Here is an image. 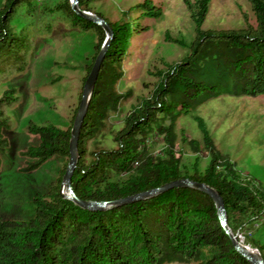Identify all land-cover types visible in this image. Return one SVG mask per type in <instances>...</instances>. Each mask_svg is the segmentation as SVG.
I'll use <instances>...</instances> for the list:
<instances>
[{
	"label": "trees",
	"instance_id": "1",
	"mask_svg": "<svg viewBox=\"0 0 264 264\" xmlns=\"http://www.w3.org/2000/svg\"><path fill=\"white\" fill-rule=\"evenodd\" d=\"M91 1L78 0L77 6L90 10ZM247 1L255 25L203 29L211 0H184L195 32L188 54L162 71L151 95L125 116L123 126L113 135L115 147L90 150L88 142L98 135L104 119L125 97L116 84L122 76L117 64L133 34V24L126 15L137 11L157 18L161 11L150 0H144L117 21L103 17L112 35L78 133L71 177L77 198L108 202L187 177L220 194L226 225L237 241L238 233L244 234L259 221L264 224V191L240 179L234 163L214 150L205 129L204 148L210 159L203 172L182 173L174 150L176 119L204 99L220 94L264 96V0ZM23 5L33 14L34 0H5L0 9V58L19 57L28 41L27 32L17 33L13 25ZM43 11L60 12L74 28L92 31L96 36L94 59L105 38L99 25L77 15L70 0H58ZM16 100L14 87L5 89L0 97V149L8 145L2 134L9 125L3 109ZM73 119L74 115L71 122ZM71 126L61 129L50 123L30 122L27 131L38 137V143L23 151L29 159L23 170H34L53 157L68 160ZM154 130L164 135L162 155H149L145 148ZM190 143L199 150L197 141ZM63 173L46 193L34 196L31 218L0 219V264H250L233 247L219 224L214 202L204 193L173 187L130 203L87 210L61 194ZM122 174L125 176L118 178ZM243 236L244 243H240L255 247L264 261V244Z\"/></svg>",
	"mask_w": 264,
	"mask_h": 264
},
{
	"label": "rangeland",
	"instance_id": "2",
	"mask_svg": "<svg viewBox=\"0 0 264 264\" xmlns=\"http://www.w3.org/2000/svg\"><path fill=\"white\" fill-rule=\"evenodd\" d=\"M4 1L0 0V9ZM57 1L34 0L33 14L23 5L13 25L17 33L27 32L28 41L19 57L0 58V97L11 87L16 88L17 95V100L3 109L9 125L2 129L8 145L0 149V219L31 218L34 196L46 193L68 163L66 158L53 157L34 170H23L29 160L23 151L38 143V137L27 131V125L50 123L65 129L72 124L88 75L87 67L94 60L96 36L92 31L74 28L60 12L43 11L46 5ZM142 1L93 0L86 11L114 22ZM150 1L159 7V17L144 16L137 11L126 15L133 24V34L117 64L122 76L116 84L117 91L125 97L104 119L98 135L88 142L90 150L115 147L113 135L123 126L125 116L141 99L151 95L160 81V73L177 65L189 52L195 32L184 0ZM247 23L256 24L247 0H211L202 28H241ZM203 129L214 150L234 163L240 179L249 180L256 190L264 191V96L220 94L204 99L180 115L174 123V150L182 173L203 172L209 162ZM193 140L199 143V150L192 148ZM165 147L164 135L152 131L145 143L147 153L162 155ZM61 192L67 193L63 185ZM243 235L264 244V224L255 223ZM243 243L242 248L249 250Z\"/></svg>",
	"mask_w": 264,
	"mask_h": 264
},
{
	"label": "water",
	"instance_id": "3",
	"mask_svg": "<svg viewBox=\"0 0 264 264\" xmlns=\"http://www.w3.org/2000/svg\"><path fill=\"white\" fill-rule=\"evenodd\" d=\"M77 1L78 0H70V6L73 9V11L83 17L86 20H89L91 22H94L95 24L99 25L104 33H105V38L97 52V54L94 57V60L91 64L90 70L88 72V75L86 76V79L83 84V89L80 95V100H79V105L76 111V114L74 116L72 126L70 129V139H69V159L68 163L65 167L64 173L62 175V183L61 187H63L66 190V194L62 193L61 194L65 197L70 198L74 203L79 205L83 209L87 210H100L103 209L104 207H107L112 204H126L130 203L136 200H139L141 198H145L148 196H152L156 193L165 191L169 188L173 187H188L195 189L201 193H204L208 195L212 201L215 204L216 207V212H217V217L219 224L222 226V228L225 230V232L229 235L230 240L232 242L233 247L235 250L240 253L250 264H264V261L261 259L259 252L255 247L254 250L258 254V258L244 252L240 248V242L236 240V238L230 233L227 225H226V210L224 206V201L220 194L212 187L209 185L196 181L187 177L184 178H179V179H174L169 182H166L158 187H154L152 189L143 191V192H138L132 195H128L125 197L118 198L113 201H92V200H86V199H79L76 197L74 190L72 188L71 184V177L72 173L74 171L76 159H77V154H76V144H77V138H78V133L79 129L83 120V117L86 113L88 101L90 98L91 91L93 89V86L95 84V81L97 79L99 70L101 68L105 52L107 50V47L109 45V41L112 35V29L110 24L101 16L95 15L89 11L86 10H81L77 6Z\"/></svg>",
	"mask_w": 264,
	"mask_h": 264
},
{
	"label": "bare ground",
	"instance_id": "4",
	"mask_svg": "<svg viewBox=\"0 0 264 264\" xmlns=\"http://www.w3.org/2000/svg\"><path fill=\"white\" fill-rule=\"evenodd\" d=\"M245 247L248 248L249 250H246V249L242 248V246H241V244H240V248H241L244 252H246V253H248V254H250V255H252V256L258 258L257 255L255 256V254H257V252H256L254 249H252V248H250V247H247V246H245Z\"/></svg>",
	"mask_w": 264,
	"mask_h": 264
},
{
	"label": "built area",
	"instance_id": "5",
	"mask_svg": "<svg viewBox=\"0 0 264 264\" xmlns=\"http://www.w3.org/2000/svg\"><path fill=\"white\" fill-rule=\"evenodd\" d=\"M242 237H243V234L242 233H238L239 242L243 241Z\"/></svg>",
	"mask_w": 264,
	"mask_h": 264
}]
</instances>
